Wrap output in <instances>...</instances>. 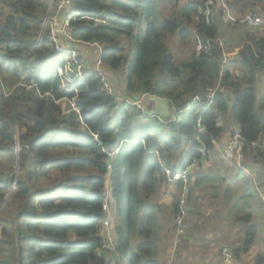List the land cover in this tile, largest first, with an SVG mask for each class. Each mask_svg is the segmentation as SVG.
<instances>
[{
  "label": "trees",
  "instance_id": "16d2710c",
  "mask_svg": "<svg viewBox=\"0 0 264 264\" xmlns=\"http://www.w3.org/2000/svg\"><path fill=\"white\" fill-rule=\"evenodd\" d=\"M205 1L180 6L179 0H69L83 17L70 20L71 38L101 46L106 72L126 70V102L120 104L103 90L93 66L83 68L72 91L61 89L57 72L63 61L55 62L53 43L37 42L36 35L49 0H0V158L18 168L0 219V264H158L166 185L151 152L165 157L173 171L201 165L199 149L211 152L231 126L242 137L243 167L264 174V150L250 147L264 135V95L257 101L255 90L257 76L264 74V35L243 28L237 56L224 63L223 25L214 11L205 18ZM225 1L236 16L264 14V0ZM103 14L106 23L95 26L92 19ZM176 34H192L205 49L176 65L165 43ZM78 61L83 64L82 57ZM215 87L207 109L192 103ZM137 93L167 99L170 117H144ZM60 100L74 102L78 113L70 104L63 109ZM115 148L110 160L106 152ZM7 163L0 162V206L9 192ZM219 180L199 172L187 200L195 189ZM104 203L113 211L109 248L102 231ZM236 220L249 222L251 214ZM255 234L254 226L244 232L237 259L249 251Z\"/></svg>",
  "mask_w": 264,
  "mask_h": 264
},
{
  "label": "rangeland",
  "instance_id": "374dc122",
  "mask_svg": "<svg viewBox=\"0 0 264 264\" xmlns=\"http://www.w3.org/2000/svg\"><path fill=\"white\" fill-rule=\"evenodd\" d=\"M59 1L61 2L62 0H49L47 12L43 18L40 29L36 33L37 42L40 41L41 35L47 34V31H49V27L53 22L54 27L56 28L62 25V19L66 15H64L63 18L58 16V11H56L55 8ZM179 5L184 6L185 4L182 0H179ZM213 11L219 15L220 22L223 25L224 36L221 40L225 49V56H223V58L226 61H229V59L235 58L238 54L239 42L242 38L243 32L246 31L243 28H247L251 34H255V32L248 26H237L230 24L224 14H222V12H220L217 7H214L210 11V17H212ZM65 12L63 10V14H65ZM256 16L264 17V14ZM235 17L240 18L242 16L235 15ZM226 24H230L231 27H234V29L226 27ZM66 28L63 27L62 30L64 31ZM188 30L190 32V29ZM259 30L264 31V26ZM59 38L65 45H71V47L74 49L73 51L77 53H74L75 57H82V68H88L89 66L94 67L97 73H99L101 85L102 82H104L105 87L112 89L110 87L111 85L114 89L118 90L122 94V96H115V98L113 97L116 102L117 100H119L118 102L120 104L126 102L124 96L127 94V91L123 82L126 70L106 72L99 62L101 46L94 44L71 43L63 36H59ZM199 42V40L194 41V36L192 34L187 35L183 39H181L177 34L173 36H167L165 41L167 51L174 55V62L176 65L188 60L192 52H198ZM123 43L125 42L123 41ZM133 57L134 53L131 54V59ZM54 59L55 62L62 60L64 59V55H55ZM106 79L109 80L110 85L106 82ZM110 80H112V83ZM255 90L257 101H259L264 95V74H259L257 76ZM138 95L139 93L134 96ZM138 97L140 102L136 103L137 106H141L140 108L152 107V103L149 99L141 97L140 95ZM57 103H59L63 109L66 108L67 104H70L64 100H60ZM70 105L72 107V103ZM72 110L75 111L73 108ZM261 114L264 116V112ZM233 129L234 128L229 126L227 133L222 140L227 137V134H231ZM18 133V129L15 128L14 150L16 155L19 151ZM259 144L261 147H263L264 140ZM255 149V151L260 150L258 148ZM243 160L244 155L241 163ZM0 162L7 163V159L0 158ZM7 164L9 165V168L12 169V171L5 173V176L9 179V181H7V183H9V192L5 196L3 205L0 206V219H2V210L4 209L6 202L9 200V196L15 188L14 185L18 175L17 164H15L13 167L9 162ZM196 164L192 167V179H189V182L187 183L188 190H192L194 188L192 182L195 180V177L199 172L209 175H218L221 177V180L215 182L214 184H204L201 187L195 189L190 194L189 201L187 200L188 193L185 197H183L184 205H181V208H183L186 213L184 221L186 224V239L181 241L179 246L175 248V259L173 264H211L218 259L219 250L223 245L229 247L234 254L235 249L242 243L244 232L251 226L256 228L254 242L246 254H241L238 257L239 263L264 264V174L261 176L255 175L251 173V171L246 170L245 167L240 169L241 172H238L239 169H237L236 166L232 167L230 164H226L222 161L215 147L204 157L201 165L197 162ZM261 168H263V162L261 163ZM45 184L46 183L44 181H40L38 183L39 186H44ZM108 191L109 188L107 183L106 193H108ZM161 195V203L164 204V206L163 214H161L159 217L162 229L157 242V263L168 264L169 261L167 258H165V254H167L170 249L173 248V242L176 235L175 214L171 213V202L174 196V198L177 200H179V197L181 199L182 194L179 195L175 188H169L163 185L161 188ZM165 206L170 208L168 209V213H165L164 211L166 208ZM176 206L178 207V205ZM107 211V227L105 225L104 226L106 230L109 228L111 232V225L114 223L112 206L107 205ZM249 213L251 214V220L249 222L236 220L239 217L247 216ZM112 239L113 236H111L110 240H108V242H111L108 243L110 246H113Z\"/></svg>",
  "mask_w": 264,
  "mask_h": 264
},
{
  "label": "built area",
  "instance_id": "2783aa9c",
  "mask_svg": "<svg viewBox=\"0 0 264 264\" xmlns=\"http://www.w3.org/2000/svg\"><path fill=\"white\" fill-rule=\"evenodd\" d=\"M182 1L185 5H189V6H192L194 2V0H182ZM204 5L206 7V11L204 13L205 18H210V11L214 7H217L220 10V12L224 14V16L230 22V24L237 25V26H248L252 28L253 30L255 29L260 34L264 35V31L259 30L264 26V17H257L256 15H253V14H247L240 18H236L235 15L232 14L225 0H206ZM55 10L58 11V16L62 18L64 15H66L62 19L63 26L61 25L60 27L56 28L54 27V22H53L50 25L49 31H47V34L41 35L40 41L46 38L48 41L53 43V51L56 54L64 55V59H62L63 67L61 69H58L57 73L60 78L61 89L65 93H69L70 91L73 90L71 88V85L76 80L82 79L83 77L82 67L83 66H81L82 64H80V62L78 61V56L75 57L74 53L76 52L73 51L74 49L71 47V45L69 44L65 45L63 42H61V39L59 38V36H63L67 38L71 43H80L71 38V36L69 35L68 28H69L70 20H75L77 17L79 18L80 17L83 18V17L81 16L80 12L74 11L72 8H70L69 0H66V1L62 0L61 2L59 1L56 5ZM63 10L64 12L66 11L65 14H63ZM106 20H107L106 14H103L99 17H94L92 19L95 26L105 24ZM207 22H208V19H207ZM63 27L65 28L68 27V28H66V30L63 31L62 30ZM94 45H97V44H94ZM205 45H207V42H205ZM204 49L205 47L202 46V44L199 42L197 53L201 52ZM223 62L225 63L226 60L224 59ZM102 86H103L102 87L103 90H105L109 96L115 98V95L112 89L105 87L104 82H102ZM215 91H216V87L214 89H209V91L205 95L204 100L200 101L199 99L195 98L193 99L192 103L199 102L201 105L204 106L205 109H207L214 100ZM69 103L70 104L72 103V108L75 110V112L78 113V109L77 107H75L74 102H69ZM198 133H201V129H199ZM94 140L97 141V136H94ZM263 140H264V135H262L258 141L250 143L251 149L256 150L255 148H258L260 150H264V149H261V148H264V146L261 147L259 144ZM213 144H214V147L216 148V151L220 155V158L222 159L224 163L230 164L232 167L236 166V168L239 170L243 169V165L241 163L242 158H243V141H242L240 132L238 131L237 128H234L231 134H229L224 140L214 142ZM118 150H119L118 148H115L110 153L106 152L107 157L110 160H113ZM151 153H153L156 156L158 163L161 166V171L165 179L166 187L175 188L176 190L178 189L179 195L182 194V198L180 199L179 197L178 207H177L176 212L174 213L175 214L176 235H175L174 242H173V248L170 249V251L167 254H165V258H167L169 261L168 264H173L174 259H175V248L179 246L181 241H184L186 239L185 238L186 224L184 223L186 213L183 210V208H181V205L182 206L184 205L183 197H185L189 191L187 183L189 182V179H190L192 167L196 164V162H193L192 164H190L188 167H186L183 170L173 171L169 168L168 160L165 157H163L161 154H158L157 152H151ZM199 154L201 157H205L207 155V152L205 151L204 147H201L199 149ZM109 169H110V166L107 165V170ZM107 198H109L108 193H107ZM107 205H108L107 203H104L102 206V209L105 212V214L106 212H108ZM104 225L107 227L106 217L102 220V231H103V234L106 240L105 246L109 248L111 246L108 245V243H111V242L110 241L108 242V240H110L111 232L109 228L108 230H106ZM211 264H240V263H239V258L237 259L235 257L231 249L223 245L219 250L218 259Z\"/></svg>",
  "mask_w": 264,
  "mask_h": 264
},
{
  "label": "water",
  "instance_id": "95a60500",
  "mask_svg": "<svg viewBox=\"0 0 264 264\" xmlns=\"http://www.w3.org/2000/svg\"><path fill=\"white\" fill-rule=\"evenodd\" d=\"M152 107L141 108L144 117H156L160 120H165L170 117L169 102L165 98L152 96L150 98Z\"/></svg>",
  "mask_w": 264,
  "mask_h": 264
},
{
  "label": "crops",
  "instance_id": "0c3cea01",
  "mask_svg": "<svg viewBox=\"0 0 264 264\" xmlns=\"http://www.w3.org/2000/svg\"><path fill=\"white\" fill-rule=\"evenodd\" d=\"M228 136V135H227ZM163 206H164V204H163ZM166 208L164 209V211H165V213H168V209H170L169 207H167V206H165Z\"/></svg>",
  "mask_w": 264,
  "mask_h": 264
},
{
  "label": "bare ground",
  "instance_id": "6f19581e",
  "mask_svg": "<svg viewBox=\"0 0 264 264\" xmlns=\"http://www.w3.org/2000/svg\"><path fill=\"white\" fill-rule=\"evenodd\" d=\"M135 144V143H134Z\"/></svg>",
  "mask_w": 264,
  "mask_h": 264
}]
</instances>
